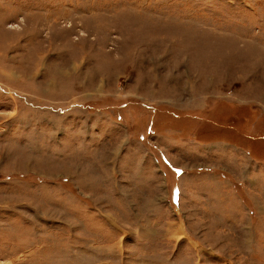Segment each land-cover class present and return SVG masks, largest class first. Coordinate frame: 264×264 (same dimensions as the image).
<instances>
[{
    "label": "rangeland",
    "instance_id": "rangeland-1",
    "mask_svg": "<svg viewBox=\"0 0 264 264\" xmlns=\"http://www.w3.org/2000/svg\"><path fill=\"white\" fill-rule=\"evenodd\" d=\"M0 264H264V0H0Z\"/></svg>",
    "mask_w": 264,
    "mask_h": 264
}]
</instances>
